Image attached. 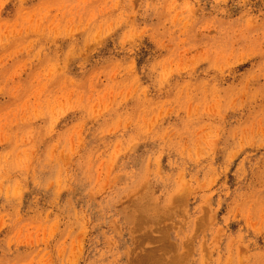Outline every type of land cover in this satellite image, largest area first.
<instances>
[{
    "label": "rangeland",
    "instance_id": "1",
    "mask_svg": "<svg viewBox=\"0 0 264 264\" xmlns=\"http://www.w3.org/2000/svg\"><path fill=\"white\" fill-rule=\"evenodd\" d=\"M0 264H264V0H0Z\"/></svg>",
    "mask_w": 264,
    "mask_h": 264
}]
</instances>
